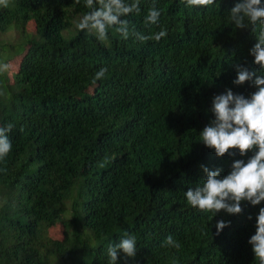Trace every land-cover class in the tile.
<instances>
[{
	"label": "trees",
	"instance_id": "obj_1",
	"mask_svg": "<svg viewBox=\"0 0 264 264\" xmlns=\"http://www.w3.org/2000/svg\"><path fill=\"white\" fill-rule=\"evenodd\" d=\"M237 2L139 0L140 14L122 17L130 28L167 31L144 43L114 30L103 43L77 27L63 36L91 11L85 0L0 5V36L16 33L0 38V62L21 55L15 72H0V127L14 125L0 161V264H108V246L125 233L138 249L126 264H259L248 240L264 202L210 220L185 197L206 179L201 165L224 176L253 154L217 157L200 137L214 95L256 90L232 83L237 63L259 74L250 55L259 25L234 28ZM153 3L160 21L146 26ZM101 68L106 76L94 82ZM219 220L230 225L216 235ZM57 225L60 239L48 235ZM169 235L179 250L162 247Z\"/></svg>",
	"mask_w": 264,
	"mask_h": 264
},
{
	"label": "clouds",
	"instance_id": "obj_2",
	"mask_svg": "<svg viewBox=\"0 0 264 264\" xmlns=\"http://www.w3.org/2000/svg\"><path fill=\"white\" fill-rule=\"evenodd\" d=\"M76 2L79 3V0ZM214 3L215 0H185L186 7L211 6ZM0 5L8 7L9 0H0ZM85 6L91 11L82 17L77 28L95 35L102 43L107 41L110 30L124 39L134 34L141 43L149 40L159 42L167 35L165 29L151 35L135 33L130 28V22L122 19L132 13L140 14L139 0H85ZM229 13L230 23L235 29L246 30L250 25H259L257 43L250 49L259 74L237 63L234 65L236 77L232 81L236 86L250 82L256 90L248 97L242 93H234L230 88L223 94L214 95L210 108L214 118L200 131V137L205 146L215 150L217 157H223L226 153L235 157L237 153L230 150H238L240 157L247 156L249 152L253 154L247 162L244 159H234L230 171L224 176H221L222 168L210 170L201 165L206 179L201 180L195 189L189 188L185 197L193 208L211 213L210 220L221 210L229 215L242 214V202H248L252 206L264 202V0H238ZM160 17L161 10L153 3L144 17V24L158 25ZM253 30L255 31L254 27ZM8 67L0 62V72L6 71ZM106 73L107 69L101 68L95 73L94 82L105 78ZM13 128L12 123L0 127V161L12 149L8 133ZM248 218L252 219L251 216ZM229 225L230 221H217L216 235ZM248 244L259 264H264V207L259 208L256 231L249 238ZM162 247L179 250L181 244L169 235ZM137 251L136 237L125 233L118 243L108 246V264H117L121 252L124 253L126 264L127 258H134Z\"/></svg>",
	"mask_w": 264,
	"mask_h": 264
},
{
	"label": "rangeland",
	"instance_id": "obj_3",
	"mask_svg": "<svg viewBox=\"0 0 264 264\" xmlns=\"http://www.w3.org/2000/svg\"><path fill=\"white\" fill-rule=\"evenodd\" d=\"M77 20L73 21V24L72 26L69 28V29H65L62 31V34L63 36L67 37L69 36L73 30H75V28L77 27V23L79 22H76ZM27 29L28 31H33L34 29V24L32 21H29L27 23ZM16 37V33L14 32H10V33H5L3 35L0 36V38H3L5 39V37ZM20 57L21 55H15L11 58H8L6 60V64L9 66L8 69H7V73L8 75L10 76L13 72H15V70L17 69V66H18V63H19V60H20ZM48 235L51 237V238H56V239H60L62 238V235H63V228L61 225H57V226H54V227H51L48 229Z\"/></svg>",
	"mask_w": 264,
	"mask_h": 264
}]
</instances>
